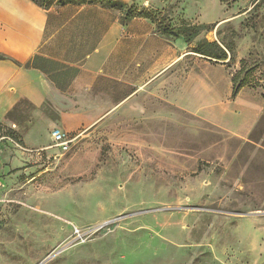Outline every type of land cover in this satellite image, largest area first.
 <instances>
[{
  "label": "rangeland",
  "instance_id": "obj_1",
  "mask_svg": "<svg viewBox=\"0 0 264 264\" xmlns=\"http://www.w3.org/2000/svg\"><path fill=\"white\" fill-rule=\"evenodd\" d=\"M161 1L150 12L163 27H208L191 44L164 38L179 45V81L243 61L258 120L244 135L210 124L171 106L170 82L141 117L100 125L20 101L0 123L23 147L0 158V264H264V2ZM205 41L227 59L191 52ZM54 130L74 139L68 152L51 148Z\"/></svg>",
  "mask_w": 264,
  "mask_h": 264
},
{
  "label": "crops",
  "instance_id": "obj_2",
  "mask_svg": "<svg viewBox=\"0 0 264 264\" xmlns=\"http://www.w3.org/2000/svg\"><path fill=\"white\" fill-rule=\"evenodd\" d=\"M120 1L155 11L162 2ZM123 16L97 3L45 10L30 0H0V54L8 58L0 60V123L22 100L34 107L50 102L58 116L87 118L88 125L120 110L141 117L169 82L174 108L239 135L256 123L262 110L256 92L245 87L230 100L231 77L211 68L179 81V45L166 41L149 20L123 22ZM35 56L54 67L24 68ZM63 70L71 72L66 82L52 79ZM0 158L14 160L8 136L0 135Z\"/></svg>",
  "mask_w": 264,
  "mask_h": 264
},
{
  "label": "trees",
  "instance_id": "obj_3",
  "mask_svg": "<svg viewBox=\"0 0 264 264\" xmlns=\"http://www.w3.org/2000/svg\"><path fill=\"white\" fill-rule=\"evenodd\" d=\"M37 6L47 10L49 9L53 4L64 6L67 4H92L97 3L103 7L118 10L120 13L124 14L122 17V21L125 22L129 19H132L134 17L143 18L146 20H149L153 24H155L157 32L160 33L163 38L165 39H182L186 44H191L199 35L202 30H207L208 27L205 25H190L187 23H182L178 27L171 28V27H163L161 25L160 20H156L153 16V14L150 12V10L142 9L138 10L137 8L131 6L128 7L124 3H122L120 0H56L53 2L52 0H41V3L38 2V0H30ZM58 1V2H57ZM59 3V4H58ZM195 54L201 55L205 58L214 59L216 61H224L227 59L226 53L219 48L216 42H202L197 44L192 51ZM8 59L6 56L0 54V60H6ZM42 62V59L38 56H35L32 61L27 62L25 65H23L24 68H39L40 63ZM16 65L21 66L20 63L15 62ZM241 63V68L231 76V84H232V91H231V100L235 99V97L238 95L241 89L245 88L246 86H255L252 84V78L253 74L255 73L254 69H248ZM254 71V72H253ZM257 83H260V81L257 80ZM19 108L18 105L8 114H12L14 112V115L17 114V110ZM1 128V125H0ZM3 136H8L11 139L14 140V142H18L15 134L13 132L7 131L2 133ZM19 144V142H18Z\"/></svg>",
  "mask_w": 264,
  "mask_h": 264
},
{
  "label": "built area",
  "instance_id": "obj_4",
  "mask_svg": "<svg viewBox=\"0 0 264 264\" xmlns=\"http://www.w3.org/2000/svg\"><path fill=\"white\" fill-rule=\"evenodd\" d=\"M51 138V148L58 149L61 153H66L70 150L71 144L73 143L74 139L69 138L65 133L60 130H54L50 133ZM11 139V138H10ZM11 141L20 149L23 147L19 146L14 142L13 139ZM25 150V149H24Z\"/></svg>",
  "mask_w": 264,
  "mask_h": 264
},
{
  "label": "water",
  "instance_id": "obj_5",
  "mask_svg": "<svg viewBox=\"0 0 264 264\" xmlns=\"http://www.w3.org/2000/svg\"><path fill=\"white\" fill-rule=\"evenodd\" d=\"M262 2H264V0H262ZM51 257H52V255L50 257L46 258L45 260H43L40 264L47 262Z\"/></svg>",
  "mask_w": 264,
  "mask_h": 264
}]
</instances>
